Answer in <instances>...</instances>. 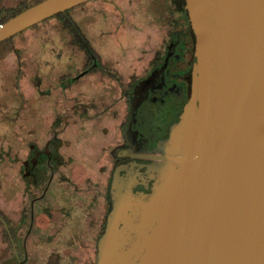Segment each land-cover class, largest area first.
Segmentation results:
<instances>
[{
	"label": "flooded vegetation",
	"instance_id": "1",
	"mask_svg": "<svg viewBox=\"0 0 264 264\" xmlns=\"http://www.w3.org/2000/svg\"><path fill=\"white\" fill-rule=\"evenodd\" d=\"M39 1L0 0V24ZM102 6L0 40V264H94L114 168L157 154L191 95L187 13L149 22L131 64V15Z\"/></svg>",
	"mask_w": 264,
	"mask_h": 264
},
{
	"label": "water",
	"instance_id": "2",
	"mask_svg": "<svg viewBox=\"0 0 264 264\" xmlns=\"http://www.w3.org/2000/svg\"><path fill=\"white\" fill-rule=\"evenodd\" d=\"M85 1L34 3L0 40ZM184 9L191 95L157 154L114 168L94 264H264V0Z\"/></svg>",
	"mask_w": 264,
	"mask_h": 264
},
{
	"label": "rangeland",
	"instance_id": "3",
	"mask_svg": "<svg viewBox=\"0 0 264 264\" xmlns=\"http://www.w3.org/2000/svg\"><path fill=\"white\" fill-rule=\"evenodd\" d=\"M87 0L77 6H74L72 10L86 8L91 10L95 6L103 5L101 9L114 12L117 17L122 16L123 12L127 11L131 15V24L127 28L128 42L130 43L128 52L130 63L136 59L138 54V47L140 44L149 45L148 36L142 31L147 32V25L149 22L166 21L167 15L169 16V10L167 8L168 0ZM139 21V22H138ZM164 26V25H163ZM26 31V30H25ZM63 54V51H61Z\"/></svg>",
	"mask_w": 264,
	"mask_h": 264
},
{
	"label": "trees",
	"instance_id": "4",
	"mask_svg": "<svg viewBox=\"0 0 264 264\" xmlns=\"http://www.w3.org/2000/svg\"><path fill=\"white\" fill-rule=\"evenodd\" d=\"M185 0H168L167 8L169 10V16H176L178 21L182 19L181 15H186V10L184 9ZM68 9L67 11H69ZM168 18V15L167 17ZM193 33V32H192Z\"/></svg>",
	"mask_w": 264,
	"mask_h": 264
}]
</instances>
